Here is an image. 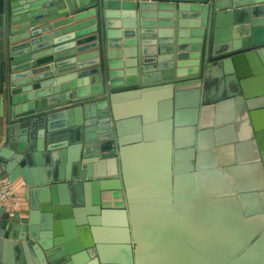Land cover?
<instances>
[{
    "label": "water",
    "instance_id": "water-1",
    "mask_svg": "<svg viewBox=\"0 0 264 264\" xmlns=\"http://www.w3.org/2000/svg\"><path fill=\"white\" fill-rule=\"evenodd\" d=\"M0 264H264V0H0Z\"/></svg>",
    "mask_w": 264,
    "mask_h": 264
},
{
    "label": "built area",
    "instance_id": "built-area-1",
    "mask_svg": "<svg viewBox=\"0 0 264 264\" xmlns=\"http://www.w3.org/2000/svg\"><path fill=\"white\" fill-rule=\"evenodd\" d=\"M0 204L9 210H15L18 206L12 182L7 176L0 177Z\"/></svg>",
    "mask_w": 264,
    "mask_h": 264
},
{
    "label": "crops",
    "instance_id": "crops-1",
    "mask_svg": "<svg viewBox=\"0 0 264 264\" xmlns=\"http://www.w3.org/2000/svg\"><path fill=\"white\" fill-rule=\"evenodd\" d=\"M13 189L16 194V200L18 203V206L15 210L19 211L21 216H24L27 212V202L24 200L23 197V189L20 183H12Z\"/></svg>",
    "mask_w": 264,
    "mask_h": 264
}]
</instances>
